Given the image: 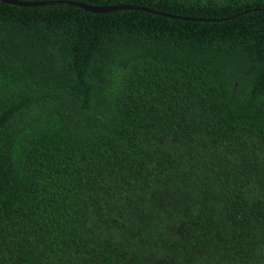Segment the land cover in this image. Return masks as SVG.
Listing matches in <instances>:
<instances>
[{"label":"trees","instance_id":"trees-1","mask_svg":"<svg viewBox=\"0 0 264 264\" xmlns=\"http://www.w3.org/2000/svg\"><path fill=\"white\" fill-rule=\"evenodd\" d=\"M66 1L162 14L0 2V264H264V0Z\"/></svg>","mask_w":264,"mask_h":264},{"label":"water","instance_id":"water-1","mask_svg":"<svg viewBox=\"0 0 264 264\" xmlns=\"http://www.w3.org/2000/svg\"><path fill=\"white\" fill-rule=\"evenodd\" d=\"M0 2L13 4L17 6H30V5H38V4H61V5H71L76 6L79 8H82L83 10L89 11V12H104L108 10H114V9H121V8H132L137 9L141 11L156 13V14H162L160 12H155L152 10H149L144 7H138V6H126V5H115V6H109V7H98V6H89L84 3L80 2H74V1H66V0H56V1H44V2H21L17 0H0ZM177 18H183V17H177ZM188 19V18H183Z\"/></svg>","mask_w":264,"mask_h":264}]
</instances>
